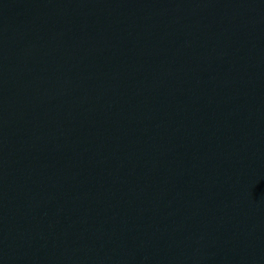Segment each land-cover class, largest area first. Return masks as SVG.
I'll list each match as a JSON object with an SVG mask.
<instances>
[{"label":"water","instance_id":"obj_1","mask_svg":"<svg viewBox=\"0 0 264 264\" xmlns=\"http://www.w3.org/2000/svg\"><path fill=\"white\" fill-rule=\"evenodd\" d=\"M0 264H264V0H0Z\"/></svg>","mask_w":264,"mask_h":264}]
</instances>
